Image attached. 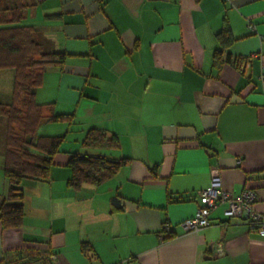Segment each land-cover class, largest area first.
<instances>
[{"label": "crops", "instance_id": "0c3cea01", "mask_svg": "<svg viewBox=\"0 0 264 264\" xmlns=\"http://www.w3.org/2000/svg\"><path fill=\"white\" fill-rule=\"evenodd\" d=\"M28 1L23 24L46 50L67 53L45 71L35 99L80 126L68 148L61 143L48 180H22V225L0 224V264H39L48 251L54 264H264V236L226 217V201L210 224L181 225L215 169L224 189L251 188L264 213V0ZM224 23L234 40L216 65ZM13 77L0 69V102L11 100ZM55 126L42 134H59ZM91 127L114 133L119 147L82 146ZM5 133L0 116V200ZM72 151L126 161L103 183L74 188ZM116 195L121 208L112 206Z\"/></svg>", "mask_w": 264, "mask_h": 264}, {"label": "trees", "instance_id": "16d2710c", "mask_svg": "<svg viewBox=\"0 0 264 264\" xmlns=\"http://www.w3.org/2000/svg\"><path fill=\"white\" fill-rule=\"evenodd\" d=\"M29 6L28 0H0V69H12L14 72L11 100L0 102V116L6 119L2 167L8 181L7 194L0 200V224L4 228L22 225V180H48L54 155L65 138V134H37L39 125L58 121L71 123L74 120L71 112H56L53 102L39 103L35 99V90L41 85L45 71L62 66L67 53L46 50L35 38L34 26L19 23ZM217 38L220 47L214 53V63L219 65L222 52L234 40L227 23L217 32ZM241 60L236 58L234 62L238 66ZM81 144L85 147H119L114 133L98 127L89 128ZM125 161L124 157L72 151L66 163L71 172L67 185L74 188L82 184L99 185L112 177ZM111 203L113 207L121 208L118 195L111 198ZM165 234L164 238L170 236L169 231ZM81 250L88 253L92 247L84 241ZM52 254L55 253L48 251L36 260L39 264H54Z\"/></svg>", "mask_w": 264, "mask_h": 264}, {"label": "built area", "instance_id": "2783aa9c", "mask_svg": "<svg viewBox=\"0 0 264 264\" xmlns=\"http://www.w3.org/2000/svg\"><path fill=\"white\" fill-rule=\"evenodd\" d=\"M247 27L254 29V24L248 21ZM256 53H251L250 57L256 56ZM248 64V63H247ZM264 173V170H262ZM199 204L195 213L185 218L181 225L188 230H198L210 224V212L217 206L220 201H226L227 207L223 213L226 217H242L249 227L260 236H264V213H259L254 209L256 194L251 188H244L239 193L228 191L223 188L220 172L215 169L211 172L209 183L206 187L197 190ZM165 231H170V225H164ZM54 260L55 254L51 255Z\"/></svg>", "mask_w": 264, "mask_h": 264}, {"label": "rangeland", "instance_id": "374dc122", "mask_svg": "<svg viewBox=\"0 0 264 264\" xmlns=\"http://www.w3.org/2000/svg\"><path fill=\"white\" fill-rule=\"evenodd\" d=\"M24 19L22 20V21H20L19 23L20 24H23L24 23ZM7 70H11V71H13L12 69H7ZM3 84V83H2ZM4 84H6V81H5V83ZM45 124H52V126H54V125H56L55 127L57 128L58 126V130H57V132L55 131L54 133H61V134H65V138H64V140H63V142H62V144L64 145V147L66 148H68V145L70 144V142H72L71 140L73 139V138H77V133H73V135L71 134V132H73V130H74V128L75 127H78V126H80V123L78 124V121H77V119L75 118L74 120H73V122H71V123H68V122H43V123H41L40 125H39V127H38V129H37V134H42V133H44L46 130H45V128L46 129H48V128H50V127H52L51 125H45ZM71 126V127H70ZM70 132V133H69ZM71 139V140H70ZM68 140H70V141H68ZM62 145V146H63Z\"/></svg>", "mask_w": 264, "mask_h": 264}]
</instances>
